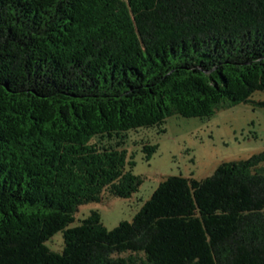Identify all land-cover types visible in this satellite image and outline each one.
I'll return each instance as SVG.
<instances>
[{
    "label": "trees",
    "instance_id": "16d2710c",
    "mask_svg": "<svg viewBox=\"0 0 264 264\" xmlns=\"http://www.w3.org/2000/svg\"><path fill=\"white\" fill-rule=\"evenodd\" d=\"M256 91L264 0H0V264H264V151L167 177L112 229L96 209L70 226L138 190L130 131Z\"/></svg>",
    "mask_w": 264,
    "mask_h": 264
},
{
    "label": "rangeland",
    "instance_id": "374dc122",
    "mask_svg": "<svg viewBox=\"0 0 264 264\" xmlns=\"http://www.w3.org/2000/svg\"><path fill=\"white\" fill-rule=\"evenodd\" d=\"M261 101H264V91H256L248 101L223 105L209 117L173 114L161 126L130 131L126 147L134 153L133 172L142 179L138 190L129 197L105 195L100 202L81 205L70 226L80 224L96 209L104 225L112 229L123 220H132L167 177L183 175L204 179L213 175L222 162L244 160L264 151V105ZM146 142L158 144L149 160L142 150ZM47 245L54 251H61L63 232H57Z\"/></svg>",
    "mask_w": 264,
    "mask_h": 264
}]
</instances>
